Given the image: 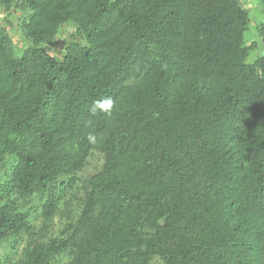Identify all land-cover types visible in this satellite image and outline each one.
I'll use <instances>...</instances> for the list:
<instances>
[{
  "label": "trees",
  "instance_id": "obj_1",
  "mask_svg": "<svg viewBox=\"0 0 264 264\" xmlns=\"http://www.w3.org/2000/svg\"><path fill=\"white\" fill-rule=\"evenodd\" d=\"M21 5L20 57L0 28V168L16 159L6 191L47 193L48 219L55 183L94 153L103 164L70 236L28 243L20 263L69 252L62 264H264V20L245 47L240 0ZM78 14L83 44L59 62L46 46ZM12 206L0 205V242L31 235Z\"/></svg>",
  "mask_w": 264,
  "mask_h": 264
},
{
  "label": "rangeland",
  "instance_id": "obj_2",
  "mask_svg": "<svg viewBox=\"0 0 264 264\" xmlns=\"http://www.w3.org/2000/svg\"><path fill=\"white\" fill-rule=\"evenodd\" d=\"M241 4L249 11V29L245 33L244 46L251 47L257 42L256 30L264 20L262 5L259 0H240ZM21 0H15L8 8L0 6V28H5L13 42L14 53L20 57L27 48V43L22 39V24L26 14L21 10ZM81 14L74 15L60 29L52 45L46 46L49 54L59 62L62 61L66 50L73 44H83V40L75 35L78 21L82 20ZM8 20V21H6ZM262 47L249 52L248 64H253L262 56ZM103 164V157L94 153L85 161L84 166L74 175L60 178L54 185L56 198V211L50 218L43 215L47 193L22 198L6 191L5 187L12 177L16 159L6 156L0 168V205L13 204L12 209L25 212L31 225V235L22 233L9 240L0 242V264H21L24 248L33 241L48 240L49 238H67L72 233L70 227L75 224L82 211L84 190L88 177L98 171ZM70 259L69 252L58 255L54 263H66ZM150 264H164L158 257H154Z\"/></svg>",
  "mask_w": 264,
  "mask_h": 264
}]
</instances>
